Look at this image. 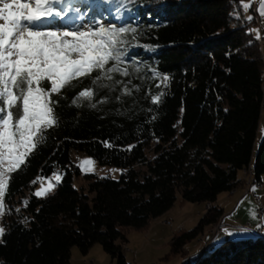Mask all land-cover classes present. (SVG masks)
Returning a JSON list of instances; mask_svg holds the SVG:
<instances>
[{
  "label": "trees",
  "instance_id": "trees-1",
  "mask_svg": "<svg viewBox=\"0 0 264 264\" xmlns=\"http://www.w3.org/2000/svg\"><path fill=\"white\" fill-rule=\"evenodd\" d=\"M121 9L114 26L130 29L122 46L129 75L117 74L121 83L112 90L97 88L93 102L107 99L95 108L72 103L91 78L55 97L58 123L10 174L0 264H66L69 248L86 252L95 242L127 264L123 230L163 214L178 192L184 201L211 204L193 228L171 236V252L181 253L221 217L217 195L239 186L240 171L264 189V134L254 154L264 59L241 0H124ZM71 149L123 172L84 173L86 186L77 189L80 169L69 161ZM54 169L60 182L45 196L33 195L35 176ZM193 264H264V235L225 237Z\"/></svg>",
  "mask_w": 264,
  "mask_h": 264
},
{
  "label": "snow or ice",
  "instance_id": "snow-or-ice-1",
  "mask_svg": "<svg viewBox=\"0 0 264 264\" xmlns=\"http://www.w3.org/2000/svg\"><path fill=\"white\" fill-rule=\"evenodd\" d=\"M61 3L63 0H0V216L6 214L4 197L10 174L21 169L44 133L58 123L55 97L74 81L91 78L72 103L86 102L95 108L107 99L93 102L97 88L112 90L121 83L115 79L117 74L129 75L123 66L126 48L122 46L128 43L124 36L130 29L103 24L50 26L53 18L62 20L66 15L57 8ZM241 4L247 11L251 0H241ZM259 5L257 11L264 17V0H259ZM125 93L130 94L127 89ZM159 99L152 96L153 103ZM105 146H109L107 142ZM84 163L94 162L88 159ZM54 177L58 184L61 176ZM55 186L49 182L34 195L45 196ZM4 231L0 227V236Z\"/></svg>",
  "mask_w": 264,
  "mask_h": 264
},
{
  "label": "rangeland",
  "instance_id": "rangeland-1",
  "mask_svg": "<svg viewBox=\"0 0 264 264\" xmlns=\"http://www.w3.org/2000/svg\"><path fill=\"white\" fill-rule=\"evenodd\" d=\"M249 3V0H243ZM256 4L259 0H251V7L246 11L242 4L243 16H251L250 29L261 44V52L264 59V17H254ZM124 0H63L57 8L66 15L61 20L53 18L50 26L53 27H76V26H105L118 25L122 21L121 8ZM260 6V5H259ZM259 8V7H258ZM249 20V19H248ZM263 79V78H262ZM161 81V79H160ZM263 81V80H262ZM264 105V104H263ZM264 115V112H263ZM264 134V116L259 120L258 129L254 140V154ZM148 155H151L149 152ZM69 161L78 165L80 174L73 179V185L79 189L86 186L84 173H95L99 176L118 178L123 172L120 166L101 164L96 159L83 151L74 149L68 152ZM91 159L92 165L85 164L84 161ZM223 166L226 163H221ZM54 174L60 175L58 169H54L48 175H36L31 184V193L43 186L47 188L48 183H55ZM241 182L239 186L229 192L222 191L217 195L216 204L222 207L223 213L220 218L212 224L203 228V231L194 239L184 244L181 253H174L170 250V239L180 230H189L195 226L199 218L211 207L209 202L184 201L180 193L176 194L173 205L163 214L151 218L148 223L140 228L128 227L123 230L125 241H123V255L127 264H193L199 255L208 246L211 238L214 244L225 239V231L229 232L230 238H245L256 236L254 228L261 222L263 217L258 216V207H264V189L259 183L253 181L250 172H239ZM43 178V179H38ZM256 183V184H254ZM260 200V204L253 201L251 191ZM27 195V191L23 192ZM16 205H14L15 207ZM237 206V207H236ZM225 211V212H224ZM0 227H2V216H0ZM248 232L250 235H241ZM66 264H118L117 259L106 252L99 242L93 243L86 252H82L76 245L69 248V257Z\"/></svg>",
  "mask_w": 264,
  "mask_h": 264
},
{
  "label": "crops",
  "instance_id": "crops-1",
  "mask_svg": "<svg viewBox=\"0 0 264 264\" xmlns=\"http://www.w3.org/2000/svg\"><path fill=\"white\" fill-rule=\"evenodd\" d=\"M258 7H259V5L258 4H256V8L255 9H258ZM254 17H256V18H259L260 17V13L256 10V12L254 13ZM261 37H264V36H261ZM263 112H264V106L262 107V111H261V116H260V119L262 120V118H263ZM251 190H252V186H251V188H250ZM237 207V206H236ZM225 212V211H224ZM224 214V213H223ZM262 217H263V215H262ZM220 222H221V224H222V219L220 218ZM260 226H262V231H263V233H264V224L261 222V224L259 225V226H257V227H260ZM241 235H250L248 232L246 233V232H243ZM225 237H228V238H230V234H229V232H226L225 231ZM212 238V237H211ZM209 239L208 240V243H207V247L206 248H208V247H210V246H212V245H214V243L212 242V239ZM188 264H189V262H188Z\"/></svg>",
  "mask_w": 264,
  "mask_h": 264
},
{
  "label": "built area",
  "instance_id": "built-area-1",
  "mask_svg": "<svg viewBox=\"0 0 264 264\" xmlns=\"http://www.w3.org/2000/svg\"><path fill=\"white\" fill-rule=\"evenodd\" d=\"M250 191H251V189H250ZM251 195H252V197H253V201H254L256 204H258V199H257L255 193H253V192L251 191ZM257 212H258V216H260V206L258 207ZM254 231H255L256 233H258V234L264 235V233H263V231H262V226H260V227H255V228H254Z\"/></svg>",
  "mask_w": 264,
  "mask_h": 264
},
{
  "label": "bare ground",
  "instance_id": "bare-ground-1",
  "mask_svg": "<svg viewBox=\"0 0 264 264\" xmlns=\"http://www.w3.org/2000/svg\"><path fill=\"white\" fill-rule=\"evenodd\" d=\"M250 192V189L248 190ZM257 197V196H256ZM258 199V197H257ZM260 202V200L258 199V203ZM260 204V203H259ZM264 212V207H260V216L263 214Z\"/></svg>",
  "mask_w": 264,
  "mask_h": 264
}]
</instances>
